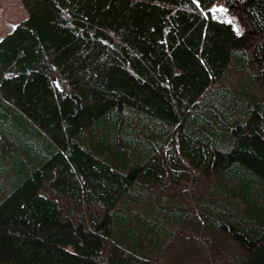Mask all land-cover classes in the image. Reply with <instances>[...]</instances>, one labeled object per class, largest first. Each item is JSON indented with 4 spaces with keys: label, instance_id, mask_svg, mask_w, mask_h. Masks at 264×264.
I'll use <instances>...</instances> for the list:
<instances>
[{
    "label": "trees",
    "instance_id": "1",
    "mask_svg": "<svg viewBox=\"0 0 264 264\" xmlns=\"http://www.w3.org/2000/svg\"><path fill=\"white\" fill-rule=\"evenodd\" d=\"M21 2L0 264H264V0Z\"/></svg>",
    "mask_w": 264,
    "mask_h": 264
},
{
    "label": "rangeland",
    "instance_id": "2",
    "mask_svg": "<svg viewBox=\"0 0 264 264\" xmlns=\"http://www.w3.org/2000/svg\"><path fill=\"white\" fill-rule=\"evenodd\" d=\"M210 11L215 18L230 22L238 33L242 31L238 19L230 15L225 7L213 6ZM26 16L27 11L21 0H0V38L12 31Z\"/></svg>",
    "mask_w": 264,
    "mask_h": 264
}]
</instances>
